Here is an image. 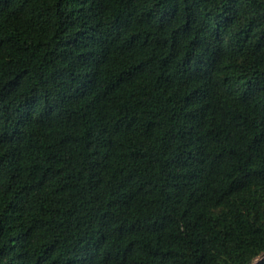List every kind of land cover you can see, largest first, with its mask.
<instances>
[{
  "label": "trees",
  "instance_id": "16d2710c",
  "mask_svg": "<svg viewBox=\"0 0 264 264\" xmlns=\"http://www.w3.org/2000/svg\"><path fill=\"white\" fill-rule=\"evenodd\" d=\"M263 254L264 0H0V264Z\"/></svg>",
  "mask_w": 264,
  "mask_h": 264
},
{
  "label": "water",
  "instance_id": "95a60500",
  "mask_svg": "<svg viewBox=\"0 0 264 264\" xmlns=\"http://www.w3.org/2000/svg\"><path fill=\"white\" fill-rule=\"evenodd\" d=\"M263 260H264V254L261 257H259L257 260H255L253 264H259Z\"/></svg>",
  "mask_w": 264,
  "mask_h": 264
}]
</instances>
